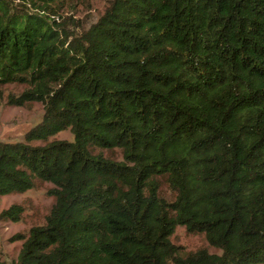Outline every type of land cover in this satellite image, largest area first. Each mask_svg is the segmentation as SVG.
<instances>
[{
  "label": "trees",
  "instance_id": "16d2710c",
  "mask_svg": "<svg viewBox=\"0 0 264 264\" xmlns=\"http://www.w3.org/2000/svg\"><path fill=\"white\" fill-rule=\"evenodd\" d=\"M65 4L0 0V88L45 109L0 142V196L54 185L19 264H264V0H114L75 37Z\"/></svg>",
  "mask_w": 264,
  "mask_h": 264
},
{
  "label": "rangeland",
  "instance_id": "374dc122",
  "mask_svg": "<svg viewBox=\"0 0 264 264\" xmlns=\"http://www.w3.org/2000/svg\"><path fill=\"white\" fill-rule=\"evenodd\" d=\"M114 0H67L62 9L67 32L75 37L88 31L106 13ZM61 21V20H59ZM25 90L24 86L11 84L0 88V142H25L26 134L38 125L45 114L44 105L39 102L30 107H19L9 103L11 96L18 97ZM51 140L74 141L70 130L64 131ZM117 158L122 160L117 151ZM52 183L37 182L36 187L24 194L0 196V215L13 205L24 208L22 220L18 223L0 218V264H19L24 241L19 235L28 234L35 226L45 224L50 215L54 200L48 195ZM171 241L182 248L181 255L206 249L211 254L222 252L212 248L204 234H191L185 227H178Z\"/></svg>",
  "mask_w": 264,
  "mask_h": 264
}]
</instances>
